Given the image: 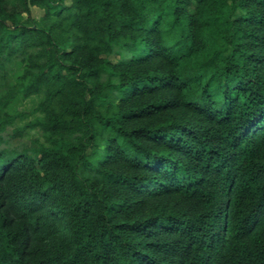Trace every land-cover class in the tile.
<instances>
[{"label":"trees","instance_id":"obj_1","mask_svg":"<svg viewBox=\"0 0 264 264\" xmlns=\"http://www.w3.org/2000/svg\"><path fill=\"white\" fill-rule=\"evenodd\" d=\"M0 264H264V0H0Z\"/></svg>","mask_w":264,"mask_h":264},{"label":"rangeland","instance_id":"obj_2","mask_svg":"<svg viewBox=\"0 0 264 264\" xmlns=\"http://www.w3.org/2000/svg\"><path fill=\"white\" fill-rule=\"evenodd\" d=\"M43 14V11L40 10V9H36V8H33V15L35 17H40L41 15ZM114 61H117V56H114L113 57ZM37 102V99L35 98H32V99H29V101H27L26 105L23 106V108H25L27 111H31L32 108L34 107L35 103ZM31 115L28 117V119H31ZM24 123V121H21L19 122V124H22ZM14 125L13 126H10L9 127V131H11L13 129ZM40 137L41 138V133L40 132H37L36 130H33L31 131L29 134H26L25 135V140H27V138L29 137ZM28 141V140H27Z\"/></svg>","mask_w":264,"mask_h":264}]
</instances>
